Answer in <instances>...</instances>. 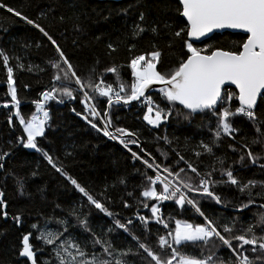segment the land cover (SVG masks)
<instances>
[{
  "label": "snow or ice",
  "instance_id": "obj_1",
  "mask_svg": "<svg viewBox=\"0 0 264 264\" xmlns=\"http://www.w3.org/2000/svg\"><path fill=\"white\" fill-rule=\"evenodd\" d=\"M176 4L178 16L185 21L182 26H174L169 21H164L162 24L156 22L150 25L145 24L143 12H140L138 20L130 26L132 39H138L146 32L154 38L153 50L146 55L139 54L131 59L130 85L120 79L115 65L98 70L99 61H96V66L89 69L86 79L78 75L77 69L60 45L41 24L23 15L21 11L0 4V8H6L7 12L13 13L28 25L38 29L51 42L57 53L56 59L48 61L51 69L54 70L53 84L40 94L39 99L32 102L36 106L37 114H33L30 119H25L20 111L21 101L18 99L14 83V68L9 64L13 57L0 50V65L6 69L7 94L11 97L15 117L22 126L23 133L26 134V138L17 137L16 144L9 141V149L0 150V170L5 169L6 161L11 157L12 148L16 145L22 144L26 149L35 150L42 155L47 165L64 176L82 194V197L87 199L89 205L112 218V223L115 225L114 228L109 227L107 230H102L101 235H97L90 226L87 213L78 212L75 206L71 207L69 215L76 218L75 226H78L82 233H88V237L81 243L69 233L68 229L72 225L65 218L56 219L55 222L58 225L56 230L48 228V224L55 219L54 217L47 218L43 225L33 223L31 229L36 233L35 239L40 241L41 245L34 247L30 242L33 231L23 234L18 256L26 258L24 264L29 262L37 264V253H43L46 248L50 249L49 257L42 261V264H131L126 259L129 254L139 256L144 264H264V212L256 214V221L248 223L246 228L234 234L236 218H232L231 222L220 224L218 220L205 215L200 203L201 201L224 203L220 195L214 191L216 187L224 185L235 187L241 193L247 192L248 202L241 203L235 211H242L252 205L253 197L264 199L261 192L253 191L257 186L264 189V181L254 179L241 181L234 174L233 169L234 164H239L245 168L256 166L264 170V163H260L264 159V119L257 115V110L264 106V0H176ZM121 11L127 15L128 8H123ZM45 15V12L39 13L41 17ZM59 20L63 22L64 17H59ZM76 27L79 30V25ZM218 29L241 30L246 34V39L240 42L238 50L215 48L210 51V54H204L203 50L196 46L197 43H203L201 38L209 39L208 34ZM162 33L168 36L167 46L170 50L175 47L176 40H179L182 45L178 61L173 67L164 71L158 70L163 53L156 43V38L161 37ZM107 47L109 54L116 50L112 43H109ZM207 47L205 45V48ZM15 59L19 60V57ZM15 67L23 69L25 65L17 63ZM107 73L115 74V87L113 83L105 80ZM154 84L161 85L159 94L163 101H166L164 107L156 103L151 95H146ZM72 85H75V88ZM94 94L99 98H106L108 108L102 115L97 110L96 104L91 102ZM78 96H82L80 103L83 105V113L76 112V115L81 116L91 128L102 133L104 137L119 140L131 153L134 161H141L146 169H151L155 173V175H149L146 171L141 173L145 179V186L140 192V196L144 199L139 203L143 208H150L151 216L146 217L137 212L136 220L144 228L145 239L152 235L148 227L150 220L163 225L164 233L155 234V244L159 251H154L148 244L141 242L140 238L131 231L132 219H127L124 223L115 219L113 212L89 194L85 187L65 171V166L58 157L54 158L48 151L38 146L37 138L45 135L46 122L49 118V112L45 108L46 103L54 100L63 103L65 98L74 100ZM132 101L146 107L143 120L154 128L169 122L173 113L176 116H183L184 119L196 113L210 115L214 123L213 119H210L205 125L209 133L207 139H201L192 146L188 145L186 139L185 147H190L197 160H200L202 156L211 157L212 166H205L203 170H200L199 164L186 159L184 155L171 147L172 141L167 135L157 137V140H163L169 150L179 158L177 165L183 162L185 167L174 170L172 166L164 165L161 169V165L157 164L154 158L151 162L144 158V156L150 157L151 154L140 146L136 133L120 127L110 130L112 120L109 109L114 103L123 102L124 105H128ZM177 105L182 106L187 112L176 107ZM3 107L8 109L9 104L5 102ZM237 120L250 124L256 135L251 139L240 135L242 128L236 125ZM12 121L13 117L10 115L9 125ZM98 123L102 126H98ZM225 138L232 141L228 144V148L238 154V159L227 167H225L227 157L217 156L215 152ZM130 144L136 145L144 156L132 151L129 148ZM254 145L260 146L259 152H253L251 146ZM161 155L167 156V153L161 151ZM245 159L248 164L244 163ZM8 174L10 173L5 172V175ZM30 175L34 177L37 172L32 171ZM120 182L124 183V180L121 179ZM16 186L19 195L26 194V182L23 176L16 177ZM190 193L196 195L190 196ZM128 195L132 196V193L129 192ZM147 201H155V203L149 204ZM164 201H174L175 205L182 210L190 206L203 218L202 222L190 223L176 219L175 227L171 228L158 207ZM123 206L131 207L127 201L123 203ZM56 207L59 208L60 205ZM260 207L264 208V204ZM6 208L4 192L0 191V216L5 218L8 217ZM11 219L17 225L22 223L20 214L12 216ZM257 228L261 229L260 234H257ZM118 229L123 230L136 242L135 252L131 247L115 248L109 236ZM187 246L199 249V255L181 251ZM221 249L229 250L227 259L218 254ZM140 250L146 255H143Z\"/></svg>",
  "mask_w": 264,
  "mask_h": 264
},
{
  "label": "trees",
  "instance_id": "obj_2",
  "mask_svg": "<svg viewBox=\"0 0 264 264\" xmlns=\"http://www.w3.org/2000/svg\"><path fill=\"white\" fill-rule=\"evenodd\" d=\"M0 4L21 11L23 15L41 24L60 45L77 69L78 75L86 79L89 69L96 66V61H99L98 70L115 65L118 68L120 79L129 85L132 81L131 59L139 54L146 55L153 50L154 38L150 33L146 32L138 39L131 38L130 26L138 20L140 12L144 13V23L148 25L153 22L162 24L164 21H169L178 27L185 23L184 19L179 17L176 12V0H123L120 2L0 0ZM129 5H133V7H128ZM123 8H128L127 15L121 11ZM41 12H45L46 15L39 16ZM61 16L64 17L63 22L59 20ZM77 25H79V30H77ZM243 39H246L245 34L223 32L213 34L203 43H197L196 46L200 47L204 54H210V51L215 48L238 50ZM167 41L168 36L163 33L161 37L156 38V43L163 53L161 64L158 65V70L161 71L173 67L181 56V42L174 41L175 47L170 50ZM109 43H112L116 48L110 54L107 47ZM133 44L135 47L130 48ZM205 45L208 47L205 48ZM0 50L13 57L9 64L14 68V83L18 99L21 101L20 111L25 119H30L33 114H37L36 106L32 102L39 99L40 94L53 84L54 70L51 69L48 61L57 58L54 46L38 29L28 25L13 13L7 12L6 8H0ZM16 57H19V60L15 59ZM17 63H22L25 67L23 69L16 68ZM29 65H31V70H29ZM6 79V69L0 65V150L9 149V141L16 144L17 137L24 136L26 138L22 126L15 117V109L11 106V97L7 94ZM105 80L108 83H113L114 87L116 86L115 74L107 73ZM72 87L75 88V85ZM146 95H151L161 107L165 106L166 101H163L159 90H152ZM80 99L82 96H78L74 100L65 98L63 103H60L59 100L46 103L45 108L49 112V118L45 127V135L37 138L38 146L48 151L54 158L58 157L65 166V171L85 187L89 194L113 212L115 219L121 220L122 223L127 219H132L131 231L140 238L141 242L148 244L154 251H159L155 244V234L164 233L163 225L150 220L148 227L152 235L145 239L144 228L136 220L137 212L146 217L151 216L150 208H143L139 203L144 199L140 196V192L145 186V179L141 173L145 171L149 175H155V173L151 169H146L141 161H134L131 153L124 148L119 140L104 137L102 133L91 128L81 116H77L76 112L83 113ZM5 102L9 104L8 109L3 107ZM91 102L96 104L101 115L108 108L106 98H99L95 94ZM176 107L187 112L180 105ZM109 111L112 120V129L110 130L120 127L136 133L140 146L151 155L150 157L144 156V153L140 152L134 144H130L129 148L136 151L138 155L149 159L150 162L154 158L156 163L161 165V169L164 165H170L174 170L185 167L183 162L177 165L176 162L179 158L169 150L163 140H157V137L165 135L172 141L171 147L184 155L186 159L199 164L200 170H203L205 166H212L211 157L202 156L200 160H197L190 147H185L186 139L189 146L197 144L201 139H207L209 133L205 125L210 119H213L210 115L196 113L188 119H184L183 116H176L173 113L169 122L154 128L143 120L146 107H142L135 101L128 105H124L123 102L114 103ZM10 115L13 117L11 125L8 123ZM257 115L264 119V106L257 110ZM236 125L242 128L240 135L249 139L256 135L255 130L246 121L237 120ZM98 126L102 125L98 123ZM229 143L232 141L225 138L221 146L215 149L217 156L227 157L225 167L238 159V154L228 148ZM251 147L253 152L260 151L259 145ZM161 151L167 153V156L161 155ZM244 163L248 164L247 159ZM260 163H264V159ZM233 169L234 174L241 181L249 179L264 181V170L259 167L245 168L234 164ZM32 171H36L37 175L32 177L30 175ZM5 172L10 174L5 175ZM161 174L164 173L161 171ZM189 175L192 174L189 173ZM17 176L25 178L26 194L23 196L17 192ZM121 179L124 180V183L120 182ZM0 191L4 192V199L7 202L5 211L8 212L7 218L0 216V264H24L26 258L18 256L23 234L33 231L31 229L33 223L43 225L49 217L55 218L48 224V228L53 230L58 228L56 219H67L72 225L68 229L69 233L82 243L88 237V233H82L80 228L75 226L76 218L69 215V209L73 206L77 208L78 212L87 213L90 226L97 235H101L102 230L115 227L112 218L89 205L87 199L82 197V194L64 176L56 173L47 165L40 153L28 151L22 144L12 148V155L7 159L5 169L0 170ZM214 191L220 195L224 203L201 201V210L205 212V215L218 220L220 224L231 222L232 218H236L234 234L246 228L248 223L256 221V214L264 212V208L260 207L261 204H264V199L261 197H253L254 203L243 209L242 212L235 211V209L241 203L248 202L247 192L241 193L235 187L227 185L216 187ZM253 191L261 192L264 196V189L259 186ZM129 192L132 193V196L128 195ZM189 195L195 196L196 194L190 193ZM125 201L131 207L125 208L123 206ZM147 203L152 204L155 201H147ZM56 205H60V207L57 208ZM158 207L161 209L163 218L170 223L171 228L175 227L176 219L186 220L190 223H200L203 220L190 206H186L182 210L175 205L174 201H164ZM16 214L21 216L22 223L20 225L11 219ZM256 232L260 234L261 229L257 228ZM35 235L36 233L33 231L30 242L34 247H40L41 242L35 239ZM109 238L116 249L131 247L133 252L137 250L136 242L123 230L118 229L112 232ZM49 251L50 249L46 248L43 253H37V264H42V261L49 257ZM140 251L142 253V250ZM181 251L199 255V249L191 246L184 247ZM218 254L227 259L230 253L227 249H221ZM249 255L252 254L249 253ZM126 259L131 264H144L139 256L129 254Z\"/></svg>",
  "mask_w": 264,
  "mask_h": 264
},
{
  "label": "water",
  "instance_id": "obj_3",
  "mask_svg": "<svg viewBox=\"0 0 264 264\" xmlns=\"http://www.w3.org/2000/svg\"><path fill=\"white\" fill-rule=\"evenodd\" d=\"M95 1H112V2H120V1H123V0H95ZM223 32H231V33H242L244 34L241 30H233V29H218V30H213L212 33H209L208 34V37L212 36L213 34H217V33H223ZM246 35V34H245ZM203 41L206 40L205 38H201ZM161 87V85L159 84H154L151 89H149L147 93H149L150 91L152 90H159ZM232 88H234V86H232ZM142 99V98H141Z\"/></svg>",
  "mask_w": 264,
  "mask_h": 264
},
{
  "label": "rangeland",
  "instance_id": "obj_4",
  "mask_svg": "<svg viewBox=\"0 0 264 264\" xmlns=\"http://www.w3.org/2000/svg\"><path fill=\"white\" fill-rule=\"evenodd\" d=\"M46 125H47V122H46ZM26 149V148H25ZM28 151H35V150H32V149H27Z\"/></svg>",
  "mask_w": 264,
  "mask_h": 264
},
{
  "label": "bare ground",
  "instance_id": "obj_5",
  "mask_svg": "<svg viewBox=\"0 0 264 264\" xmlns=\"http://www.w3.org/2000/svg\"><path fill=\"white\" fill-rule=\"evenodd\" d=\"M246 209V208H245ZM243 212V211H242Z\"/></svg>",
  "mask_w": 264,
  "mask_h": 264
}]
</instances>
